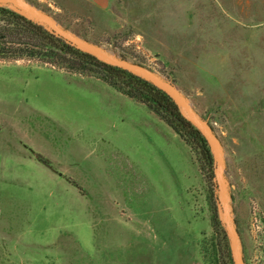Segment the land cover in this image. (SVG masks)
I'll return each instance as SVG.
<instances>
[{"label": "rangeland", "instance_id": "374dc122", "mask_svg": "<svg viewBox=\"0 0 264 264\" xmlns=\"http://www.w3.org/2000/svg\"><path fill=\"white\" fill-rule=\"evenodd\" d=\"M25 1L173 82L219 137L243 257L264 264V0ZM214 204L201 155L145 106L0 60V264H220Z\"/></svg>", "mask_w": 264, "mask_h": 264}, {"label": "trees", "instance_id": "16d2710c", "mask_svg": "<svg viewBox=\"0 0 264 264\" xmlns=\"http://www.w3.org/2000/svg\"><path fill=\"white\" fill-rule=\"evenodd\" d=\"M22 59L38 60L59 69L94 76L119 94L145 106L181 140L198 151L210 187L214 189L213 161L205 141L164 93L134 75L67 46L44 31L41 26L7 8L0 7V60ZM211 224L218 242L217 252L219 251V257L222 259L220 264H233L227 236L215 204Z\"/></svg>", "mask_w": 264, "mask_h": 264}, {"label": "water", "instance_id": "95a60500", "mask_svg": "<svg viewBox=\"0 0 264 264\" xmlns=\"http://www.w3.org/2000/svg\"><path fill=\"white\" fill-rule=\"evenodd\" d=\"M0 7L7 8L41 26L44 31L67 46L151 84L157 90L164 93L179 108L184 118L198 131L209 149L213 161L212 175L218 216L227 236L232 263L245 264L241 251L240 236L236 230L229 206L230 184L225 175L226 162L221 141L213 131L211 125L195 112L186 97L177 87L151 69L113 55L101 45L92 43L70 33L60 27L51 16L25 0H0Z\"/></svg>", "mask_w": 264, "mask_h": 264}]
</instances>
